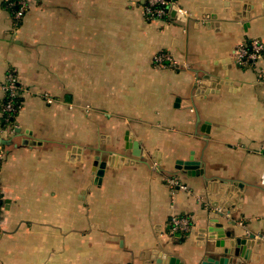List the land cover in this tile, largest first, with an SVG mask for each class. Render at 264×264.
Instances as JSON below:
<instances>
[{
    "label": "crops",
    "instance_id": "0c3cea01",
    "mask_svg": "<svg viewBox=\"0 0 264 264\" xmlns=\"http://www.w3.org/2000/svg\"><path fill=\"white\" fill-rule=\"evenodd\" d=\"M173 1L188 17L147 21L146 0H29L17 22L0 0V83L13 72L26 89L14 134L0 92V264H201L223 256L210 213L245 248L254 237L250 261L229 264H264V56L236 55L264 44V0ZM161 52L175 64H155ZM191 157L196 170L176 169ZM173 216L192 231L173 232Z\"/></svg>",
    "mask_w": 264,
    "mask_h": 264
},
{
    "label": "built area",
    "instance_id": "2783aa9c",
    "mask_svg": "<svg viewBox=\"0 0 264 264\" xmlns=\"http://www.w3.org/2000/svg\"><path fill=\"white\" fill-rule=\"evenodd\" d=\"M13 4L16 6L15 19L17 22H20L28 10L29 0H15ZM144 11L147 21L168 18L171 11H175L179 18L188 17V13L173 0H146ZM236 55L242 63H256L264 56V44L261 41L254 39L242 44L237 49ZM154 62L162 68L175 64L173 57L165 52L157 54L154 57ZM25 91L26 89L21 84V81L13 72H9L6 80L0 83V92L3 93V101H5L2 106L3 118L1 124L4 127V130L9 134L15 133L13 119L20 110L19 107H17L16 102ZM47 100L49 103H53L51 99ZM261 153L264 155V146L261 149ZM2 157L3 155L0 153V159H2ZM1 200L2 196L0 192V211ZM170 223L173 232L190 233L193 228L191 219L184 216H173ZM262 238L264 239V236Z\"/></svg>",
    "mask_w": 264,
    "mask_h": 264
},
{
    "label": "water",
    "instance_id": "95a60500",
    "mask_svg": "<svg viewBox=\"0 0 264 264\" xmlns=\"http://www.w3.org/2000/svg\"><path fill=\"white\" fill-rule=\"evenodd\" d=\"M170 15L172 17L176 16L175 11H171ZM202 84L207 85L205 81L202 82ZM126 144L124 149L125 150H131L132 155L135 157H139L141 155V146L139 145L138 142L135 141H129L126 140ZM1 143L3 145H7L8 141L2 140ZM108 161H117V164L115 166H120V163L123 161L125 165L129 164V161L126 159H122L121 157H116L112 156L108 159ZM118 161H120L118 163ZM95 165L97 166V163L95 162ZM107 167V163L104 162L99 165V169L97 170V183L101 180V177L104 175V171ZM199 167V164L195 162L192 157L189 159V161L183 163L181 161H177L176 163V169L178 170H185L191 172L192 170H196ZM200 174V173H199ZM234 187H238L237 184H234ZM233 190V188H231ZM220 206L223 205L222 201L220 200ZM215 206V205H214ZM217 207V206H215ZM211 220V223L207 229V231L211 234L214 233L209 239L211 241H214L215 243V248L216 254H222L223 256H218L219 258L214 259L213 257H207L205 261L201 264H229V257L230 256H235V257H240L243 258L245 261H250L252 253L250 252V249L254 237H251L250 240L251 242L248 245V248H245V245H247V240L241 239V238H234L233 234L231 231H222L223 229V224L220 223V219L222 218V215L220 213H210L209 217ZM221 248H223L221 252ZM221 252V253H220ZM158 264H181V262L173 257L169 256L166 254H160L159 255V261Z\"/></svg>",
    "mask_w": 264,
    "mask_h": 264
},
{
    "label": "trees",
    "instance_id": "16d2710c",
    "mask_svg": "<svg viewBox=\"0 0 264 264\" xmlns=\"http://www.w3.org/2000/svg\"><path fill=\"white\" fill-rule=\"evenodd\" d=\"M22 99L21 98H19L18 100H17V102H16V105H17V107H19V109L21 108V105H22ZM4 103H5V101H3L2 102V106L4 105ZM15 117V116H14Z\"/></svg>",
    "mask_w": 264,
    "mask_h": 264
}]
</instances>
